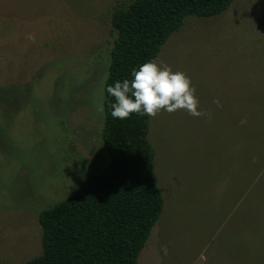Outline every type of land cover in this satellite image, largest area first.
<instances>
[{"label": "rangeland", "instance_id": "obj_1", "mask_svg": "<svg viewBox=\"0 0 264 264\" xmlns=\"http://www.w3.org/2000/svg\"><path fill=\"white\" fill-rule=\"evenodd\" d=\"M132 1L0 0V264L40 256V213L108 165L95 103L118 35L113 14ZM155 61L190 79L204 115L150 117L164 209L138 264L256 262L254 246L264 252V0L186 18Z\"/></svg>", "mask_w": 264, "mask_h": 264}, {"label": "trees", "instance_id": "obj_2", "mask_svg": "<svg viewBox=\"0 0 264 264\" xmlns=\"http://www.w3.org/2000/svg\"><path fill=\"white\" fill-rule=\"evenodd\" d=\"M234 1L133 0L126 9L116 10L112 26L118 35L104 87L131 79L134 68L156 60L186 18L217 17ZM104 94L102 138L109 163L102 173L85 178L72 196L40 213L43 251L25 264H138L163 213L155 150L148 138L150 117L113 119L112 98ZM255 207L260 210L261 204ZM261 253L260 246H254L252 258L257 257L251 264H258L261 255L264 261L263 248Z\"/></svg>", "mask_w": 264, "mask_h": 264}, {"label": "clouds", "instance_id": "obj_3", "mask_svg": "<svg viewBox=\"0 0 264 264\" xmlns=\"http://www.w3.org/2000/svg\"><path fill=\"white\" fill-rule=\"evenodd\" d=\"M131 79L114 81L101 91L95 108L104 113V93L111 97V116L125 120L132 114L155 117L160 112L184 110L189 115H204L198 110L195 88L190 79L167 64L149 60L131 72Z\"/></svg>", "mask_w": 264, "mask_h": 264}]
</instances>
